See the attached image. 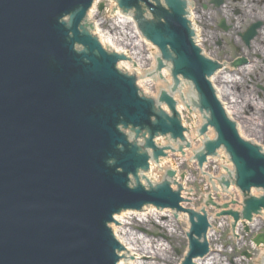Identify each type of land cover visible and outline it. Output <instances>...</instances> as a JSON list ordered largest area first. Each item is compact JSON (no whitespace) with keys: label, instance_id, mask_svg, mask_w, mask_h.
<instances>
[{"label":"water","instance_id":"water-1","mask_svg":"<svg viewBox=\"0 0 264 264\" xmlns=\"http://www.w3.org/2000/svg\"><path fill=\"white\" fill-rule=\"evenodd\" d=\"M92 1L0 0V264H116L119 245L106 223L114 212L145 204L189 212V250L181 264H193V259L208 254L207 242L200 241L209 227L206 216L181 208L179 193L166 185L155 190L130 189L127 176L136 178L139 171H148L150 159L117 128L120 122L125 129L130 127L135 140L148 133L143 148L151 149L152 160L158 163L159 157L166 156L164 150L174 151L156 148L155 136L184 140L176 104L161 93L160 103L168 106L173 117L157 112L152 101L139 97L135 80L115 70L118 58L80 33V22ZM153 1L155 5L148 0H122L120 6L130 9L142 2L150 10L155 21H140L139 30L161 52L156 72L165 67L163 61L172 62L175 85L171 92L176 91L179 76L193 83L200 94V112L210 115L199 135L209 126L217 134L194 156L198 167L217 149H225L235 167L232 183L245 197L241 218L251 222L252 214L264 210V196L246 197L251 188L264 192V154L240 139L205 80L212 66L192 40L185 3L165 0L166 10L159 0ZM72 13L68 30L59 19ZM119 13L115 10V15ZM136 18L142 19L141 13ZM74 43L86 47L89 55L76 54ZM95 51L100 57L93 55ZM181 92L177 94L184 101ZM239 131L243 137L241 125ZM178 147L184 155V147ZM111 160L116 162L108 168ZM174 175L167 171L168 178ZM220 184L228 189L230 182L222 179ZM263 215L255 217L254 223ZM220 216H232L235 223L240 219L232 210ZM184 217L179 214L175 220L171 211L153 209L116 216L113 235L125 248L119 264H180L188 246ZM123 219L129 220L127 227ZM237 231L238 226L234 240ZM253 242L264 246V234ZM209 243L211 254L199 263L214 252Z\"/></svg>","mask_w":264,"mask_h":264},{"label":"flooded vegetation","instance_id":"flooded-vegetation-1","mask_svg":"<svg viewBox=\"0 0 264 264\" xmlns=\"http://www.w3.org/2000/svg\"><path fill=\"white\" fill-rule=\"evenodd\" d=\"M186 2L200 50L220 66L214 86L232 96L234 118L247 124V136L264 144V126L255 131L247 122L264 118V0Z\"/></svg>","mask_w":264,"mask_h":264},{"label":"rangeland","instance_id":"rangeland-1","mask_svg":"<svg viewBox=\"0 0 264 264\" xmlns=\"http://www.w3.org/2000/svg\"><path fill=\"white\" fill-rule=\"evenodd\" d=\"M110 2L108 0H103L100 2V5H104V7L99 10V6H97L96 9V15L92 17L93 21H96L100 25V30L102 33L107 34L117 45L118 48H122L124 51L128 53H132V57L135 58L134 62L137 63L136 68L133 64L132 70L128 71L130 74H136L138 78V84L141 85L142 90L148 98L150 97H157L161 89L167 90V88L171 87V80L169 75V83H162V80H158L155 78V82L150 87V92L147 93L145 86L143 84H140L141 80L145 81L146 74L149 73L151 70V66H153L154 59H152L153 56H155L158 52H156V49L151 45H146V43H140L137 44L136 40L132 38V41H128V37L132 36L133 26L128 23L127 25L120 24L116 21V18H110L107 16V12H105L106 7L108 6ZM128 36V37H127ZM154 48V49H153ZM113 50V49H109ZM139 70V72L136 73V71ZM166 71V70H164ZM167 73V71H166ZM140 82V83H139ZM186 91V93L192 95L191 93V87L185 83L184 88L182 89V92ZM179 95H175L178 103L180 106L184 108L183 114H184V124L190 126L191 119L188 118L187 111L185 109V105L181 104V101L179 99ZM230 97V96H229ZM231 117H233L231 115ZM240 125L242 128L243 138H246V126L244 121H240ZM248 125L250 128L254 129L255 131L258 129L256 124H253L249 120H247ZM196 126H199L200 123L197 122ZM213 137L214 135L210 133ZM260 135H263L262 132L259 131ZM192 138H195V135L193 134ZM263 145V144H262ZM194 149L198 148V143H195ZM188 154V153H187ZM185 161H182L177 165V168L179 169V173H185L187 174V180L185 182V189L186 194L183 196L185 199H190V202H192L187 207H184L186 209L191 208L196 211L203 207V198L206 196L212 189L207 187L208 180L206 177H203L200 171L193 165L192 162H190V154L185 156ZM163 167L165 168L171 167L166 165ZM210 167L209 170H211V167L215 165L214 162L210 161ZM207 172V171H206ZM154 182L161 181V178H158L156 176L153 177ZM192 190V193H191ZM193 194V195H192ZM217 202H229L232 197L228 196H220ZM239 201H241V197H239ZM232 207V206H231ZM216 213V210L213 208L208 209V215L210 216V220H212L213 225V232L212 237L208 241H211L212 247H213V253L211 257H209L208 260L204 261L206 264H261L262 258L264 257V250L256 249L254 246H252L251 241L253 240V237L256 234L264 233V215L263 219L257 221L252 226V230L249 234H246L244 232V229H241L238 232V235L236 236V240H234L233 235L231 233L230 229V220L225 219H216L214 217V214ZM248 251L249 258L243 256V252ZM214 257L217 259V261L211 260V258Z\"/></svg>","mask_w":264,"mask_h":264},{"label":"bare ground","instance_id":"bare-ground-1","mask_svg":"<svg viewBox=\"0 0 264 264\" xmlns=\"http://www.w3.org/2000/svg\"><path fill=\"white\" fill-rule=\"evenodd\" d=\"M98 4H99V3H98ZM98 4L96 3V5L93 7V10L91 11L90 17H93V15L96 14L94 11H95L96 7L98 6ZM106 12L108 13V16H109L110 18H116V21H117L118 23H120V24H123L124 26L127 25L128 23H130L132 26L134 25V23H133V21H131V18H130V17H126V15L124 16V15H122L121 13L115 15V6H114V5H109V7L106 9ZM133 31H134V33H133L132 36H129V37L127 36V37H128V41L130 42V41L133 40L132 38H134V39L136 40V42H137L138 45H139L140 43H143V40L141 39V37H140V35H139L140 33H139L138 31H135L134 26H133ZM99 32H100L101 34H100ZM96 33H98L99 36H100V42H101V44L106 45V47L111 48V49H114V50L117 51V52H119V51H121V52L124 51L122 48H118L117 45H115V44L113 43V41L111 40V38H110L107 34H103L99 29H96ZM124 54L132 55V53L130 54V53H128V52H127V53L125 52ZM153 57H154V56H153ZM133 60H135L134 57H133ZM135 61H136V60H135ZM128 66H131V64H129V63L127 64V63H125V66H124V67H128ZM137 72H139V70H137L136 73H137ZM163 73H164V75H165V82L168 83V84H170V83H169V80H168V78H169L168 73H166L165 71H164ZM140 82H141V83H140ZM140 82H139L140 84H143V85L145 86L146 92L149 93V92H150V87H151V85H153V83L155 82V80H150V81H148V80L146 79L145 81L141 80ZM184 86H185V85L182 86V89L184 88ZM223 90H224V89H222V90H218V92H219V99H220V101L224 104L225 102L228 101V94H227L226 91H223ZM182 93L184 94V96H185V98H186V99L183 101V103H184L185 105L189 106V108H191L190 105L187 104L188 97H189L190 94L186 93V91H183ZM180 95H181V94H180ZM224 105H226V108H227V111H228V112H232V113H234L232 107L227 106V104H224ZM254 108H255V111L258 112V107L254 106ZM180 110H183V108H182L181 106H180V108H178V111H180ZM194 116H195V115H194ZM194 116L191 117L190 114H189V117H191V118L193 119V121H194ZM196 117H197V119H199L198 116H196ZM255 117H256V119H251V120H249V121L252 122L253 124H256V125H257V128L263 127V126H264V118H261V117L259 116V114H257ZM192 125H193V124H192ZM194 126H195V125H193V128H194ZM165 163H166V165L171 166V168H173L172 165L174 164V161L169 160V161H165ZM164 166H165V164H164V165L161 164L158 168H154V173H155V174H159L160 170H161ZM173 169H174V168H173ZM155 174H153L152 176L154 177ZM214 187L218 189V187L216 186V184H214ZM241 227H242V225H239V226H238V231H237V233H235L236 235H237L238 232L241 230V229H240ZM233 234H234V232H233ZM210 237H212V232H211L210 235H209V239H210ZM261 250H262V249H260V251H261ZM211 260H213V261L216 260V261H217V259L214 258V257H212ZM196 263H198V264H206L204 261L201 262V263H199L198 261H196Z\"/></svg>","mask_w":264,"mask_h":264}]
</instances>
